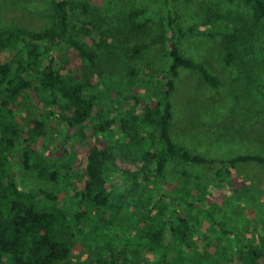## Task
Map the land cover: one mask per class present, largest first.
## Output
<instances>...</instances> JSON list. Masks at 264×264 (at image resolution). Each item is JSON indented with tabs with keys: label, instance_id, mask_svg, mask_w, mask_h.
Instances as JSON below:
<instances>
[{
	"label": "rangeland",
	"instance_id": "rangeland-1",
	"mask_svg": "<svg viewBox=\"0 0 264 264\" xmlns=\"http://www.w3.org/2000/svg\"><path fill=\"white\" fill-rule=\"evenodd\" d=\"M58 1L0 0V31L49 28ZM71 1L69 34L91 56L74 44L40 43L41 64L54 61L64 77L84 83L114 124L97 134L92 121L83 132L68 126V100L57 93L56 102L43 103L40 79L34 74V88L24 100L48 121V132L32 145L60 175L57 183L30 175L21 162L28 144L22 142L10 152L17 186L25 191L52 190L61 207L85 211L80 192L85 187L89 149L111 145L119 167L139 172L142 181L127 217L105 230L106 240L112 241L122 261L165 264L159 254L146 250L145 240H135V225L152 221L168 224V263L237 264V251L260 245L264 237V165L230 163L240 155L264 156V18L255 22L247 0ZM133 12L139 14L133 18ZM169 12L180 52L203 64L220 84L212 86L197 71L178 69L169 133L177 146L209 163L170 158L158 177L156 164L143 155L158 146V137L143 123L142 111L145 105L155 108L166 89L173 33ZM136 24L145 25L134 31ZM9 56L7 50L2 53V59ZM136 100L139 106L133 110ZM30 134L26 131L24 137ZM131 137L143 141L141 148L128 144ZM124 143L127 147L121 151ZM210 214L218 224H213ZM94 215L82 231H75L69 257L56 264L111 260L103 249L102 230L94 228ZM170 225L178 236L170 232Z\"/></svg>",
	"mask_w": 264,
	"mask_h": 264
},
{
	"label": "trees",
	"instance_id": "trees-1",
	"mask_svg": "<svg viewBox=\"0 0 264 264\" xmlns=\"http://www.w3.org/2000/svg\"><path fill=\"white\" fill-rule=\"evenodd\" d=\"M168 3V0H165ZM255 22L264 18V0H247ZM74 4L71 0H59L55 22L49 28L40 31L22 28L0 31V264H56L66 260L71 253L70 240L75 231H82L84 223H91L90 214L94 213V228L102 230L101 237L105 240L103 249L109 253L111 260L106 264H126L119 258L111 240H106L105 230L121 223L141 185L139 172L121 169L118 156L109 145L105 148L92 146L87 155L85 168V187L80 192L85 204V211L69 212L60 206L59 197L52 190H22L15 181L11 164L10 152L18 144L26 142L21 155L25 170L40 180L58 182L59 170L52 169V164L34 149L37 140L47 134L48 121L37 115L36 106L24 100L28 90L34 88L32 76L37 74L40 79V94L43 103L57 101V93L68 100L65 117L68 126L78 128L81 132L87 123L94 122L93 133L109 131L114 124L105 109L89 95L87 86L72 76L64 77L56 62L43 65L40 43L49 46L57 43L74 44L89 56L82 45L69 34L70 9ZM132 13V17L137 16ZM170 37L169 56L171 63L164 76L166 89L155 108L143 106L142 121L151 126L157 133L158 146L143 153L145 159L156 164V176H161L170 158H181L190 163L204 165L209 163L199 155H192L177 146L169 133L172 119V92L175 88V77L179 68L197 71L212 86H218L219 80L200 63L184 56L175 40L172 14L169 12ZM145 25V24H144ZM143 24L133 25L132 30H141ZM8 51L10 56L2 59V53ZM133 110L139 106L134 103ZM18 116L20 120H18ZM31 134L24 137L26 131ZM130 143L141 148L143 141L131 137ZM127 147L122 144L121 151ZM130 153L132 151L130 150ZM236 162H256L264 165L262 155H240L230 160ZM212 163V162H211ZM64 177L68 173L63 171ZM119 178V179H118ZM121 180V181H120ZM121 183L124 184L123 187ZM212 217L214 225L218 224ZM128 222V221H127ZM222 226V225H221ZM168 224L146 221L144 226L135 225L137 239L146 241V250L159 254L160 261L167 263V252L171 243L167 238ZM170 232L179 235L178 230L170 225ZM228 232L227 229L224 230ZM226 258L227 256L224 255ZM229 258V257H228ZM232 259L233 257L230 256ZM237 264H264V237L258 246L249 245L247 250L240 249L236 253ZM221 264V263H220Z\"/></svg>",
	"mask_w": 264,
	"mask_h": 264
}]
</instances>
